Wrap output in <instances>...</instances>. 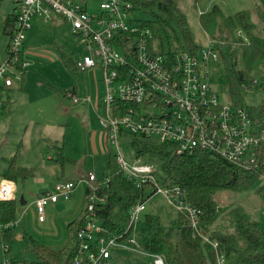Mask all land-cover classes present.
I'll return each instance as SVG.
<instances>
[{"label": "built area", "instance_id": "obj_1", "mask_svg": "<svg viewBox=\"0 0 264 264\" xmlns=\"http://www.w3.org/2000/svg\"><path fill=\"white\" fill-rule=\"evenodd\" d=\"M14 1L17 3V24L9 57L6 61L0 59V89L13 86L14 79L20 83L22 73L18 66L24 70L30 65L25 58H20V53L33 19L40 17L49 22L52 13L62 16L72 32L85 39L88 54L76 62L78 70L100 68L102 71L103 95L97 104L91 96L80 99L74 90L67 92L74 110H82L87 103L93 107L97 126L115 148L113 157L125 175L139 187L154 189V196L163 195L177 211H186L194 235L211 245L216 264H225L219 242L200 234L201 212L187 202L185 191L180 187L158 185L152 165L141 160L129 162L122 151L125 136H141L171 143L178 154L202 150L241 167L258 169L262 166L264 169V112L256 116L247 109L220 100L219 93L209 82L208 69L219 59V52L211 44L198 56L180 53L169 58L156 53L150 48L149 30L132 24V6L128 0H102L101 12L93 16L81 4L87 0ZM3 110L4 104L0 101V113ZM90 118L88 111L85 120L90 121ZM261 179L264 181V174ZM85 180L89 183L97 178L89 172ZM74 188L72 181L60 182L55 185L57 192L40 193L35 200L39 221H45L50 203L60 198L69 199ZM12 191L10 184L1 185L0 199L7 200ZM104 202L105 198L96 193L89 197V215L78 233L80 248L75 264H109L110 247L116 245L141 250L136 233L148 201L138 202L131 209L129 227L132 234L128 243L100 235L102 227L96 222L94 208ZM13 224L3 223L0 217V237L2 231ZM154 264L165 262L155 255Z\"/></svg>", "mask_w": 264, "mask_h": 264}, {"label": "rangeland", "instance_id": "obj_2", "mask_svg": "<svg viewBox=\"0 0 264 264\" xmlns=\"http://www.w3.org/2000/svg\"><path fill=\"white\" fill-rule=\"evenodd\" d=\"M101 2L87 0L81 4L93 16L101 12ZM180 6L196 42L202 48H208L215 41H237L240 32L233 30L226 18L241 11H254L257 6L264 8V0H199L197 3L195 0H180ZM215 6L219 8L220 16L215 17L205 29L199 22V16L209 13ZM16 9L14 0H0L1 61L9 57V37L3 32L4 21ZM132 16L136 19L147 18L142 13H133ZM260 32L264 36L263 27ZM85 44V39L74 34L62 16L52 13L49 22L35 17L24 43V56L30 61V65L24 68V84L21 87L14 79L13 88L0 90V98H5L11 118L9 132L6 133L5 128L0 130V182H3L11 161L31 173L25 179L18 178L10 184L18 201L24 197L27 203L22 205L19 202L17 207V226L10 253H4L0 241V264L6 261L9 264L37 262L30 248L31 240L53 250L64 248L68 242V224L80 214L86 202L88 182L85 176L91 172L97 180L101 179L109 157L115 151L106 133L97 126L93 107L87 103L81 107L82 110L75 111L73 103L64 95L74 90L80 99L91 96L95 104L103 95L100 68L70 71L64 64V56L70 57L73 63L81 61L88 54ZM208 69L211 86L223 102H230L225 63L219 60ZM235 71L243 75V80L239 82L245 102L258 104L264 95L262 72L244 65L242 61H238ZM88 111L92 118L90 124L83 121ZM5 113L3 110L0 117ZM127 143L126 140L122 142V151L126 159L132 162L133 152ZM55 145L63 146L68 161L57 160L59 156L55 154ZM67 181L75 183L72 195L69 199L60 198L57 204L50 205L45 221L40 222L35 205L37 196L44 191L57 192L55 185ZM214 200L221 209L219 222L227 231L232 230L230 212L237 208L251 220L260 222L264 229V197L256 192V188L238 192L220 190ZM145 213L158 216L165 229L172 226L178 215V211L161 194L148 200ZM96 222L101 225L100 220ZM110 253L109 264H152L154 260L144 251L137 252L120 245L110 247Z\"/></svg>", "mask_w": 264, "mask_h": 264}, {"label": "trees", "instance_id": "obj_3", "mask_svg": "<svg viewBox=\"0 0 264 264\" xmlns=\"http://www.w3.org/2000/svg\"><path fill=\"white\" fill-rule=\"evenodd\" d=\"M128 1L132 6L131 16L133 13H142L147 16L146 19H136L132 16V24L149 30L150 48L156 53L174 58L180 53L198 56L202 50L206 49L196 42L187 16L181 9L180 0ZM198 1L195 0L196 3ZM217 16H220V12L215 6L209 13L201 14L199 22L206 29ZM226 22L233 30L240 32L239 39L232 42L227 39L215 41L210 45L212 44L214 50L219 52L217 61L222 60L226 65L230 103L259 116L264 112V95L258 104H247L239 82L243 80V75L240 71H235V66L238 61H242L244 65L259 69L262 72L261 82L264 90V36L260 32L261 28H264V8L257 6L251 12H238L226 18ZM16 24L17 9L4 21L3 32L9 37L8 55ZM20 58H25L24 44ZM63 61L68 70H78L77 63H73L70 57L64 56ZM18 70L22 73L19 84H23L26 73L20 66ZM64 95L66 96L67 92ZM3 104L5 108V102ZM125 140L132 149L134 161L141 160L154 167V176L158 185L168 188L180 187L185 191L187 202L201 212L198 227L200 234L219 242L225 256V264H264V229L260 222L251 220L238 208L233 209L230 212L231 222H229L232 230L227 231L219 222L221 209L214 200L215 194L220 190L238 192L253 188H256V192L264 197L262 166L258 169L241 167L202 150L192 154H178L175 145L161 143L154 138L125 136L123 141ZM54 149L56 156H59L57 160L60 158L61 162L68 161L64 156L63 146L55 145ZM29 174L31 173L26 168L11 162L3 179L4 182L12 185L18 178L25 179ZM93 189L96 191L94 192ZM154 192V189L146 186L139 187L136 181L128 178L112 153L103 177L88 183L84 207L80 214L68 224L67 245L60 250H53L38 241L31 240L30 248L36 255L37 262L30 264H75L80 248L78 233L85 226L89 215V197L95 193L100 198H105L104 203H99L94 208V214L101 222L100 235L128 243L132 234V229L129 227L132 207L138 202H147L152 199ZM19 202L21 199L18 201L13 191L7 200L0 199L2 222L14 223L12 227L2 231L0 241L3 244L4 253L11 251L17 226L16 212ZM138 228L136 238L141 247L140 251H144L153 258L155 255L162 257L165 264H216L213 248L209 243H205L201 236L194 235V229L186 211H178L169 229L161 226L158 216L145 213Z\"/></svg>", "mask_w": 264, "mask_h": 264}, {"label": "crops", "instance_id": "obj_4", "mask_svg": "<svg viewBox=\"0 0 264 264\" xmlns=\"http://www.w3.org/2000/svg\"><path fill=\"white\" fill-rule=\"evenodd\" d=\"M30 62V61H29ZM25 81V80H24ZM23 84H24V82H23ZM23 84H20L21 85V87L23 86ZM15 85V84H14ZM14 85L13 86H11V87H4V88H1L0 90H9V89H11V88H13L14 87ZM0 100H2V102L4 103L5 102V98H3V99H1L0 98ZM4 110L6 111V115L5 116H2V117H0V130L2 129V128H5V132L6 133H8L9 132V129H10V122H11V118H10V111L8 110V107L6 106V102H5V108H4ZM1 114V113H0ZM84 118V120L86 119V115L83 117ZM84 122H86L87 124H90L91 122H92V118H90V121H84ZM100 129V128H99ZM8 137V136H7ZM11 162H14V161H11ZM11 162H9V164L11 163ZM8 167H9V165H8ZM3 178H4V176H3ZM3 184H7L6 182H4V180H3V182H0V186L1 185H3ZM27 202L25 201V204H26ZM58 202H56V203H51V204H49L48 206H47V208L50 206V205H54V204H57ZM25 204H23V205H25ZM110 259H111V257H110ZM153 264V263H152Z\"/></svg>", "mask_w": 264, "mask_h": 264}, {"label": "water", "instance_id": "obj_5", "mask_svg": "<svg viewBox=\"0 0 264 264\" xmlns=\"http://www.w3.org/2000/svg\"><path fill=\"white\" fill-rule=\"evenodd\" d=\"M169 1H171V0H169ZM21 204L22 205L25 204L24 197H21Z\"/></svg>", "mask_w": 264, "mask_h": 264}]
</instances>
